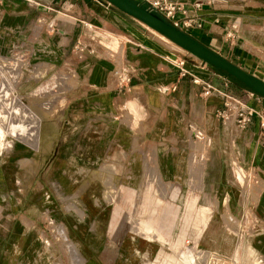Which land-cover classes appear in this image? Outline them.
Segmentation results:
<instances>
[{
	"label": "rangeland",
	"instance_id": "374dc122",
	"mask_svg": "<svg viewBox=\"0 0 264 264\" xmlns=\"http://www.w3.org/2000/svg\"><path fill=\"white\" fill-rule=\"evenodd\" d=\"M206 2L234 8V20L243 14L242 35L264 52V0ZM42 37L28 52L0 44V264H186V257L208 264L211 253L237 254L243 264L264 259L256 188L237 159L229 173L208 169L216 144L203 129H188L164 155L157 144L144 145L132 186L124 183L126 172L121 186L119 171L94 176L76 165L82 155L74 157V169L59 170L54 153L79 124L57 121L66 120L67 99L87 83L74 68L53 69L36 56ZM116 48L120 53L118 42ZM220 178L237 185L215 186ZM231 194L240 201H229Z\"/></svg>",
	"mask_w": 264,
	"mask_h": 264
},
{
	"label": "crops",
	"instance_id": "0c3cea01",
	"mask_svg": "<svg viewBox=\"0 0 264 264\" xmlns=\"http://www.w3.org/2000/svg\"><path fill=\"white\" fill-rule=\"evenodd\" d=\"M179 1L185 4L186 16L201 23V27L186 31L188 34L264 81V52H258L255 39L242 35L246 31L243 14L234 20V8L206 0ZM195 1L200 2L197 8ZM38 20H43L44 29L37 27ZM136 22L141 24L98 0H0L1 46L28 52L33 49V40L37 42L44 36L35 45L36 56L53 69L64 65L74 68L79 81L87 83L67 99L70 110L66 120L57 121L79 124L73 127L76 131L68 137L66 146H58L54 153L58 169H74V157L82 155L81 163L76 165L96 171L94 176L105 172L103 175L110 177L112 170L119 171L121 186L126 172L124 183L132 186L138 180L135 172L144 145L148 148L157 144L164 155L171 150L168 144L188 129H203L216 144L211 149L213 163L208 169L229 173L237 159L256 188L253 208L262 226L258 250L264 256V132L258 118V114L264 116V98L234 84L227 75ZM86 23L92 28L85 27ZM231 27L235 30L228 31ZM79 40L93 52L78 56L73 48ZM94 42L102 44L109 57ZM115 42L121 46L120 53ZM118 60L123 62L122 68ZM119 70L128 73L125 91L118 89L115 72ZM206 82L233 92L254 111L244 130H237L233 120L221 123L223 101L217 96H203L202 84ZM67 176L71 177H62ZM214 185L232 188L237 184L220 178ZM249 197L247 194L248 202ZM239 199V194L228 196L231 202Z\"/></svg>",
	"mask_w": 264,
	"mask_h": 264
},
{
	"label": "water",
	"instance_id": "95a60500",
	"mask_svg": "<svg viewBox=\"0 0 264 264\" xmlns=\"http://www.w3.org/2000/svg\"><path fill=\"white\" fill-rule=\"evenodd\" d=\"M122 13L144 24L162 35L182 50L203 63L220 69L228 77H233L251 92L264 98V81L249 74L239 66L204 46L187 32L173 25L146 0H104Z\"/></svg>",
	"mask_w": 264,
	"mask_h": 264
},
{
	"label": "built area",
	"instance_id": "2783aa9c",
	"mask_svg": "<svg viewBox=\"0 0 264 264\" xmlns=\"http://www.w3.org/2000/svg\"><path fill=\"white\" fill-rule=\"evenodd\" d=\"M102 1V0H98ZM148 4L156 9L161 15L169 20L173 25L180 28L183 31H187L185 28H191L194 26L201 27L200 22H195L194 18L186 16L185 4L179 0H146ZM200 3L194 4V7H199ZM181 16H180V15ZM87 28H92L91 24H84ZM52 28V24H51ZM74 51L78 56H82L86 52H93V49L83 40H79L74 45ZM118 78V89L126 90L125 84L129 83L128 73L125 70H119L115 72ZM194 83H199L197 79H193ZM203 96H217L223 101V111L221 113L222 118H232L237 130H244L251 122L254 111L251 108L245 106L240 99L231 96L227 91L220 90L212 84L206 82L202 84ZM259 127L264 132V116L259 115ZM208 264H243L237 254H209ZM256 264H264V259L259 258Z\"/></svg>",
	"mask_w": 264,
	"mask_h": 264
},
{
	"label": "trees",
	"instance_id": "16d2710c",
	"mask_svg": "<svg viewBox=\"0 0 264 264\" xmlns=\"http://www.w3.org/2000/svg\"><path fill=\"white\" fill-rule=\"evenodd\" d=\"M216 70H218L219 72H221V73H223L224 75H226V73L224 72V71H222V70H220V69H217V68H215ZM231 80H232V82L234 83V84H236V85H238V86H240V87H244V88H246V89H248L247 87H245L242 83H240L239 81H237L235 78H233V77H229ZM249 90V89H248Z\"/></svg>",
	"mask_w": 264,
	"mask_h": 264
},
{
	"label": "bare ground",
	"instance_id": "6f19581e",
	"mask_svg": "<svg viewBox=\"0 0 264 264\" xmlns=\"http://www.w3.org/2000/svg\"><path fill=\"white\" fill-rule=\"evenodd\" d=\"M61 80H62V79H61ZM107 184H108V183H107ZM108 185H109V184H108ZM185 259H186V260H185L186 264H195V263H194V260H191V259L188 260V257H186Z\"/></svg>",
	"mask_w": 264,
	"mask_h": 264
}]
</instances>
